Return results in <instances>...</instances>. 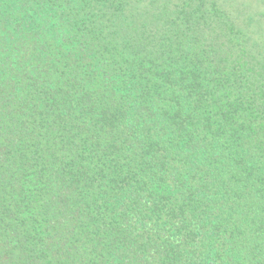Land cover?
Here are the masks:
<instances>
[{
	"label": "trees",
	"instance_id": "obj_1",
	"mask_svg": "<svg viewBox=\"0 0 264 264\" xmlns=\"http://www.w3.org/2000/svg\"><path fill=\"white\" fill-rule=\"evenodd\" d=\"M262 20L0 0V264H264Z\"/></svg>",
	"mask_w": 264,
	"mask_h": 264
},
{
	"label": "rangeland",
	"instance_id": "obj_2",
	"mask_svg": "<svg viewBox=\"0 0 264 264\" xmlns=\"http://www.w3.org/2000/svg\"><path fill=\"white\" fill-rule=\"evenodd\" d=\"M219 1L222 6H235L239 8L241 13L246 16H254L264 13V0H219Z\"/></svg>",
	"mask_w": 264,
	"mask_h": 264
}]
</instances>
